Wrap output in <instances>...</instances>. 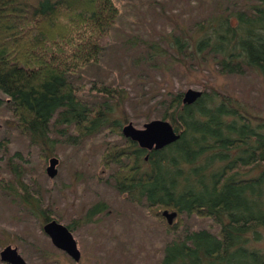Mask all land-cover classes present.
Instances as JSON below:
<instances>
[{"label": "rangeland", "instance_id": "obj_1", "mask_svg": "<svg viewBox=\"0 0 264 264\" xmlns=\"http://www.w3.org/2000/svg\"><path fill=\"white\" fill-rule=\"evenodd\" d=\"M115 2L120 17L110 35L102 38L100 62L71 78L79 96L94 105L104 104L107 101L95 84L122 86L124 99L120 104L111 102L113 117L120 126L132 123L138 129L154 120L167 121L164 115L171 98L190 89L207 93V99L218 104L223 98L231 101L235 108L254 117L253 125L264 120V75L244 68L238 74L225 73L220 65L225 56L198 50L205 34L199 32L202 26V31L209 33L224 32L230 26L235 34L242 35L257 27L258 18L264 25L262 0ZM242 63L237 61V65ZM52 139L51 151L30 146L10 109L0 106V163L11 160L4 170L8 190L0 186V253L11 246L28 264H161L167 245L181 242L193 232H219L220 224L213 218L184 211L180 228L173 233L163 218L149 210L145 198L139 201V196L119 192L113 178L119 164L106 167L101 163L110 145L126 141L114 129L83 138L72 127L62 134L53 132ZM186 154L190 157L194 152L188 150ZM54 157L59 160L58 175L51 179L46 170ZM208 157L205 154L192 167L182 162L180 169L189 175L191 168L204 166ZM122 162L128 161L125 158ZM9 164L20 171L18 181ZM212 167L211 173L221 171L219 163ZM253 173L236 178L249 179L258 172ZM199 179L204 186L214 182L208 172H200ZM21 182L38 200L24 202ZM175 198H180L179 192ZM37 205L71 229L81 252L80 262L55 248L43 230L47 222ZM96 205L105 211L91 213ZM248 238V248L264 252V229L256 238Z\"/></svg>", "mask_w": 264, "mask_h": 264}, {"label": "trees", "instance_id": "obj_2", "mask_svg": "<svg viewBox=\"0 0 264 264\" xmlns=\"http://www.w3.org/2000/svg\"><path fill=\"white\" fill-rule=\"evenodd\" d=\"M119 17L115 0H0V106L10 109L30 146L51 151L52 133L62 134L72 127L83 138L106 128L121 134L111 102L120 104L126 90L96 83V91L109 103L94 105L79 96L71 81L81 70L100 62L102 38L110 35ZM257 20V27L242 35L230 26L227 31L210 33L202 31V26L199 32L205 34L198 50L225 56L220 64L225 73L238 74L244 68L264 75V25L262 18ZM184 94L171 98L164 115L182 133L181 138L152 153L150 163L155 172L149 168L140 172L143 166H150L144 161L149 150L129 139L108 145L101 163L106 167L119 164L113 175L119 192L136 189L144 195L149 188V196L160 201L158 208L188 211L220 224L217 234L201 230L167 245L161 264H264V252L246 245L250 235L256 238L264 229V120L253 125L254 117L249 113L225 98L221 104L212 102L207 93L189 106L183 101ZM215 136L220 148L203 149L202 138ZM188 150L194 155L188 157ZM205 154L209 157L204 166L191 168L189 175L180 169L182 162L192 167ZM124 158L129 162L123 163ZM10 161L0 163L4 190H8L4 170ZM215 163L221 166L216 174L211 173ZM8 167L18 181L20 171L13 165ZM205 170L214 180L207 186L199 179ZM253 172H258L256 177L236 178ZM21 184L20 191L26 193L24 202L38 200L28 193L24 182ZM37 210L45 222L54 219L41 205ZM102 211L103 207L96 205L91 213ZM180 225L181 221L166 224L173 233Z\"/></svg>", "mask_w": 264, "mask_h": 264}, {"label": "water", "instance_id": "obj_3", "mask_svg": "<svg viewBox=\"0 0 264 264\" xmlns=\"http://www.w3.org/2000/svg\"><path fill=\"white\" fill-rule=\"evenodd\" d=\"M202 96V92L193 89L188 90L184 94V103L193 104ZM125 138L130 139L134 143H138L141 148L146 150H161L173 143H176L181 135L176 133L172 124L165 120H154L144 125L143 129L136 128L132 123L123 127L122 131ZM58 158H52L49 161V167L46 172L49 178L54 179L58 175L57 166ZM168 224L173 225L177 217V213H163ZM44 232L50 238L52 244L67 253L75 262L81 260V252L78 243L74 238L69 227L59 223L56 220L48 221L43 228ZM28 264L20 255L16 248L7 246L0 253V264Z\"/></svg>", "mask_w": 264, "mask_h": 264}, {"label": "flooded vegetation", "instance_id": "obj_4", "mask_svg": "<svg viewBox=\"0 0 264 264\" xmlns=\"http://www.w3.org/2000/svg\"><path fill=\"white\" fill-rule=\"evenodd\" d=\"M202 92V91H201ZM204 92H202V96L196 101V102H194L193 104H187V105H189V106H192V105H194L195 103H197L199 100H201L202 98H203V96H204ZM169 122V121H168ZM172 124V123H171ZM172 126H173V124H172ZM173 128L175 129V127L173 126ZM175 131H176V133H178V134H182L181 132H179V131H177L176 129H175ZM181 138V137H180ZM180 140V139H179ZM178 140V141H179ZM138 146H139V148H141L140 147V145L138 144V143H136ZM174 144V143H173ZM202 144H203V149H211V148H213L214 150H218L219 148H220V145L218 144V140L216 139V136L215 137H212L211 139H209L208 137H203L202 138ZM172 145V144H171ZM171 145H169V146H171ZM169 146H167V147H169ZM167 147H165V148H163V149H161V150H157L158 152L159 151H162V150H164V149H166ZM156 151V149H152V150H149V153H147V155L144 157V161H145V163L147 164V163H149L150 164V166L148 165L147 166V168H149L150 169V171L152 172H155L154 171V169H153V163L151 164L150 162H151V155H152V153L153 152H157ZM205 151V150H204ZM129 162V161H128ZM146 170V169H145ZM145 170L143 169H141V173H144L145 172ZM205 173H207V170H205ZM132 192H130V193H128V192H126V193H123L124 195H129L130 197H132V198H136L137 196H139L140 197V200L139 201H141L143 198H145L146 199V201H148V208H149V210H152L155 214H157L158 216H160V214H161V216L163 217V221H164V223H165V225L167 224V219H166V217L164 216V212H166V211H168L169 213H174V212H176L177 213V217H176V219L174 220V223H173V225H177L178 223H180V221L182 220V213H180V212H178V211H175V210H173L172 208L171 209H161V208H158L157 207V202H160V201H158V199H157V196H155L154 195V197H152V196H149L150 195V193H151V189H147L143 194L144 195H142L141 193H140V191L138 192V190H136V189H133V190H131ZM133 191H134V193H133ZM152 197V198H151ZM169 200H171L170 198H169ZM169 202V201H168ZM98 206V205H97ZM100 206V205H99ZM94 208V207H93ZM93 210V209H92ZM193 215H195V214H193ZM201 218H206V217H201ZM172 225V226H173ZM56 248V247H55ZM58 249V248H57ZM58 250H60V249H58ZM60 251H62V250H60ZM62 252H64V251H62ZM65 253V252H64ZM67 254V253H66ZM80 262V261H79ZM6 264V263H5Z\"/></svg>", "mask_w": 264, "mask_h": 264}, {"label": "bare ground", "instance_id": "obj_5", "mask_svg": "<svg viewBox=\"0 0 264 264\" xmlns=\"http://www.w3.org/2000/svg\"><path fill=\"white\" fill-rule=\"evenodd\" d=\"M123 127H125V126H123ZM123 127L121 126V134H123L122 133V131H123ZM116 131V130H115ZM117 132V131H116ZM118 133V132H117ZM119 134V133H118ZM121 134H119V135H121ZM122 136V135H121ZM124 136V135H123ZM125 138V137H124ZM125 139H127V138H125ZM128 140V139H127ZM130 140V139H129ZM141 149H144V148H141ZM125 159V158H124Z\"/></svg>", "mask_w": 264, "mask_h": 264}]
</instances>
